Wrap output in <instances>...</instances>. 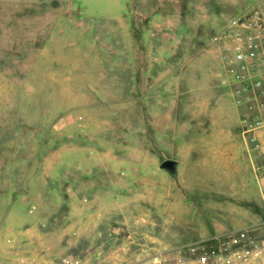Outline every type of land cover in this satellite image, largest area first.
I'll return each mask as SVG.
<instances>
[{
    "label": "rangeland",
    "instance_id": "374dc122",
    "mask_svg": "<svg viewBox=\"0 0 264 264\" xmlns=\"http://www.w3.org/2000/svg\"><path fill=\"white\" fill-rule=\"evenodd\" d=\"M255 13L264 0H0V264H37L23 229L42 223L53 264L71 248L78 264H142L141 248L170 259L243 222L245 169L218 158L219 131L263 64L240 72L213 38ZM108 190L121 203L66 251Z\"/></svg>",
    "mask_w": 264,
    "mask_h": 264
},
{
    "label": "crops",
    "instance_id": "0c3cea01",
    "mask_svg": "<svg viewBox=\"0 0 264 264\" xmlns=\"http://www.w3.org/2000/svg\"><path fill=\"white\" fill-rule=\"evenodd\" d=\"M259 101V102H258ZM260 103H264L263 97H250L244 102L239 104L234 103V113L236 119V125L231 130H221L219 133L227 134L228 147L223 149L222 146L218 151V158H224L227 160L230 166H243L245 173L243 175L244 191L240 195L242 198L241 204H233L232 212H238L245 216L244 221L238 224H234L231 227H224L222 225L213 223L212 232L207 236L200 237V240H208L220 236H224L239 230H250L255 232L259 236H263L264 233V126L249 130L247 126L243 125L242 120L246 118L250 122L257 119H264V107H260ZM70 154L72 151L67 149L64 154ZM60 152L57 153V155ZM63 154V155H64ZM56 158V153H55ZM69 161V160H68ZM60 164V163H58ZM231 197H236L235 189L232 190ZM231 191V192H232ZM121 193L123 191L118 190H108L106 195H103L104 201H107L109 209L107 210H96L91 211L88 220L84 221L82 219L79 222L69 223L68 229L71 234L70 238L67 240V250H70L72 246H76L79 239L87 241L90 245L91 239L94 238V232L98 228L101 220L104 219L113 208H116L118 204L121 203L122 198ZM112 212V211H111ZM70 215V213L68 214ZM88 217V216H87ZM219 223V222H216ZM46 225L36 226H25L23 231L24 234H29L30 232L35 233L37 236L36 247L37 250L30 256V259L36 261L37 264H53L54 259H52V251H48L47 243V231ZM211 234V235H210ZM201 235V234H200ZM58 241V240H57ZM153 242V241H152ZM64 247V246H63ZM88 249V250H87ZM92 248H86L87 252L91 251ZM60 253L63 252L59 248ZM65 251V252H66ZM97 250L95 253L96 257L100 260V263L105 262V258L101 257V253ZM165 250L152 251L151 248L139 249L135 255V262L139 263L145 259L142 264H153V258L155 256H162ZM77 250L71 248L67 257L68 259H77ZM64 255L60 256L63 257ZM100 256V257H99ZM143 256H145L143 259ZM76 257V258H75ZM79 261V259H77ZM61 264V258L58 262ZM57 263V264H58ZM115 264V263H114ZM117 264V263H116Z\"/></svg>",
    "mask_w": 264,
    "mask_h": 264
},
{
    "label": "built area",
    "instance_id": "2783aa9c",
    "mask_svg": "<svg viewBox=\"0 0 264 264\" xmlns=\"http://www.w3.org/2000/svg\"><path fill=\"white\" fill-rule=\"evenodd\" d=\"M226 53L232 54V59L238 65L239 71L249 69L251 55H261L263 76L261 81H254L252 94L239 97L237 103L250 97L264 96V13H255L230 20L227 32L219 33L213 38ZM245 88L244 90H246ZM259 102V101H258ZM264 107V103L259 104ZM243 125L249 130L264 126V119L250 122L246 118ZM250 230H239L230 234L190 242L173 250L170 259L155 256L153 264H264V236L253 238ZM77 259L62 258L63 264H78ZM20 263L27 264L24 259Z\"/></svg>",
    "mask_w": 264,
    "mask_h": 264
},
{
    "label": "water",
    "instance_id": "95a60500",
    "mask_svg": "<svg viewBox=\"0 0 264 264\" xmlns=\"http://www.w3.org/2000/svg\"><path fill=\"white\" fill-rule=\"evenodd\" d=\"M161 169H167L171 172L175 170V161L172 159H166L160 164Z\"/></svg>",
    "mask_w": 264,
    "mask_h": 264
}]
</instances>
